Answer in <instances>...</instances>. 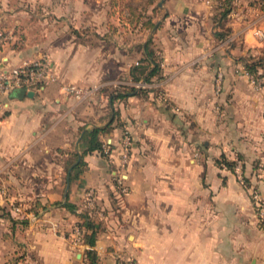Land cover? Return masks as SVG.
Instances as JSON below:
<instances>
[{
  "label": "crops",
  "instance_id": "1",
  "mask_svg": "<svg viewBox=\"0 0 264 264\" xmlns=\"http://www.w3.org/2000/svg\"><path fill=\"white\" fill-rule=\"evenodd\" d=\"M159 2L0 0V32H15L0 61L48 56L57 74L34 95L2 96L0 264L12 255L15 264H91L84 240L91 229L82 226L75 239L90 188L104 211L94 213L100 264H121L118 253L136 264H264V228L251 195L258 187L264 196V84L253 83L240 60L264 54L252 2L231 0L222 18L218 0ZM25 7L42 13L22 19ZM150 37L161 49V77L140 86L145 79H133L131 69ZM113 81L148 90L111 102ZM70 82L97 88L78 99L62 91ZM115 112L100 134L112 142V157L96 149L76 167L86 131L107 126ZM125 129L134 146L121 198L113 172ZM222 154L241 164L220 165Z\"/></svg>",
  "mask_w": 264,
  "mask_h": 264
},
{
  "label": "built area",
  "instance_id": "2",
  "mask_svg": "<svg viewBox=\"0 0 264 264\" xmlns=\"http://www.w3.org/2000/svg\"><path fill=\"white\" fill-rule=\"evenodd\" d=\"M251 11H253L255 17L253 21L254 34L259 40H264V0H251ZM15 37V32L13 29H8L0 32V49L8 42L13 40ZM7 60L0 61V109L5 106L2 100L4 94H10L14 90L20 88H26L27 90L38 91L41 87H45L50 83L57 80V74L54 71L51 59L48 56H42L41 58L34 59L31 61H25L21 64L8 65ZM138 63V62H137ZM244 70L249 74L253 83L261 84L264 82V78H256L251 72H249L245 67ZM224 73L219 71L216 77L217 89L220 91L223 83ZM145 82H141L139 85L143 86ZM262 85V84H261ZM62 91L66 94H72L78 99H83L90 96L96 87H82L75 83H62ZM111 141H107L104 145V152L107 157H112V146L109 145ZM134 146V139L132 132L129 129H125L122 135L120 143V164L113 172V181L118 191V196L123 197L128 193L129 187L126 183V174H124L123 169L128 165L131 156L132 149ZM241 181L244 183L245 180L242 175L239 176ZM253 204L257 213V219L262 228H264V196L262 190L259 188H254L252 190ZM98 194L95 188H90L85 196V207L89 211L88 219L96 221L94 213L100 218L104 217L103 208L97 202ZM83 229L82 225H75V239L77 241L82 240ZM91 248V245H87ZM121 264H136L131 257L125 256L124 254H119Z\"/></svg>",
  "mask_w": 264,
  "mask_h": 264
},
{
  "label": "trees",
  "instance_id": "3",
  "mask_svg": "<svg viewBox=\"0 0 264 264\" xmlns=\"http://www.w3.org/2000/svg\"><path fill=\"white\" fill-rule=\"evenodd\" d=\"M219 10V17H225L228 12L230 11V5L231 0H223L216 3ZM223 35V33H221ZM155 41L150 37L148 41L146 42L144 46L145 50V56L138 61V63L133 64L131 69V76L135 80H140L141 78L145 79L146 82H151L154 77H161V69H162V57H161V49L159 47H154ZM141 61H145L142 63ZM244 66L245 68L251 72L256 78H259V76H263L262 74H258V71L260 70V67L264 70V57L260 56L257 59H250V58H243ZM260 72V71H259ZM264 73V71H263ZM156 90L158 94H160L161 90L160 88H153ZM147 88H140V87H134L132 86L126 91H116L110 93L111 102H114L117 98H122L124 96H127L129 94L138 93V92H144L147 91ZM16 90L13 91V93ZM160 91V92H158ZM116 115V112L114 113V116L109 121L107 126H95L91 129H88L84 135V142H83V149H82V158L77 163L76 167L84 163V156L93 150L100 149L102 153L107 156L104 152V145L105 141H103L100 138V134L107 131L108 128L111 126L112 121L114 120ZM134 139V138H133ZM109 145L112 146V143H109ZM239 158H242V155H238ZM217 162L220 165H226L227 167L234 169L236 168L237 159H229L225 154H222L221 157L217 159ZM248 178L245 179L247 181ZM249 180V179H248ZM114 182V181H113ZM258 188V187H255ZM260 189V188H259ZM64 206L69 208L72 211H75L78 207L77 204L66 200L64 203H62ZM82 217V221L80 222V225L91 229L90 232L84 233V240L89 245L93 246L96 243L97 238V232L98 227H96L97 223L92 221V219H88L89 211L86 208L83 210L82 213H80ZM23 222H27V219H24ZM87 256L90 260L91 264H100L98 255L95 249L93 247L87 249Z\"/></svg>",
  "mask_w": 264,
  "mask_h": 264
},
{
  "label": "rangeland",
  "instance_id": "4",
  "mask_svg": "<svg viewBox=\"0 0 264 264\" xmlns=\"http://www.w3.org/2000/svg\"><path fill=\"white\" fill-rule=\"evenodd\" d=\"M26 8V7H25ZM26 11L27 12H21V18L22 19H26V20H28V19H35V18H39V17H36V13H42V12H40V11H35L34 13H33V11H29L27 8H26ZM43 16L44 17H51L52 15L50 14V13H46V12H44V14H43ZM33 27H35V26H33ZM32 27V28H33ZM154 47H159V46H157V44H155L154 43ZM260 56H262V57H264V54H253V53H251V54H247L245 57H247V58H250V59H257L258 57H260ZM241 58V57H240ZM239 58V59H240ZM243 58V57H242ZM240 59V60H242L243 61V59ZM260 71V72H259ZM258 71V74H262L263 76H259V78H264V73H263V68H261L260 67V70ZM121 77H119V79L120 80H123V81H128V79H127V77H123L124 75H120ZM115 81H113V82H111L110 84H107L108 86H110V87H106V92H107V94L108 95H110V93L111 92H116V91H126V90H128L129 88H131L132 87V85L130 84V83H119V81H118V83H114ZM256 84V83H255ZM261 84L263 85L264 84V82H261ZM260 84V85H261ZM256 85H259V84H256ZM134 87H137V86H134ZM222 88H223V83H222V86H221V90H220V92L222 93ZM158 92H160V91H158ZM110 113V112H109ZM110 115V114H109ZM104 141L105 142H107L108 140L107 139H104ZM241 163L239 162V159H237V164H236V169H237V166H239ZM235 169V170H236ZM238 174H239V176H241L242 175V178L245 180L246 178H248V177H246L244 174H243V171H241V168L239 167V170H238V172H237ZM253 190V189H252ZM17 258H18V256H13L12 255V258L10 257L8 260H6V263L5 264H15L16 263V261H17Z\"/></svg>",
  "mask_w": 264,
  "mask_h": 264
},
{
  "label": "water",
  "instance_id": "5",
  "mask_svg": "<svg viewBox=\"0 0 264 264\" xmlns=\"http://www.w3.org/2000/svg\"><path fill=\"white\" fill-rule=\"evenodd\" d=\"M164 1L165 0H160V2H159V4L161 5V6H163V3H164ZM159 23H160V20L155 24V26H154V30L158 27V25H159ZM19 91H21L23 94H28V95H34V90H27L26 88H20V89H18ZM81 158V156H79V159ZM69 181H70V179H69ZM252 264H255L254 262L252 263Z\"/></svg>",
  "mask_w": 264,
  "mask_h": 264
}]
</instances>
